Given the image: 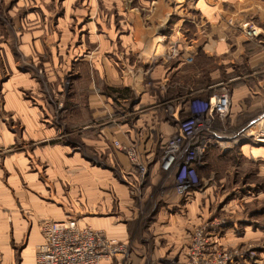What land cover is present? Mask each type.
<instances>
[{"label":"rangeland","instance_id":"374dc122","mask_svg":"<svg viewBox=\"0 0 264 264\" xmlns=\"http://www.w3.org/2000/svg\"><path fill=\"white\" fill-rule=\"evenodd\" d=\"M154 2L0 0V117L20 133L25 132L27 123H35L33 139L18 147L34 153L33 170L51 177L48 184L57 195L74 201L85 190L78 180L82 175L87 185L96 182L94 207L109 200L114 203L112 213L121 216V209L132 208L133 212L126 213L132 221L129 238L122 242L127 251L113 259L119 258L122 264H213L219 253L227 252L233 260L224 264H264V141L258 140L264 137L258 132L261 130L245 136L249 128L244 129L243 123L230 125L229 118L223 125L214 122V131L223 138L199 154L203 186L194 194L190 210L184 198L174 196L175 205L166 206L173 189L171 178L163 170L158 183L150 185L148 163L136 141L148 140L150 133L140 132V119L153 118L149 113L157 104L164 120L169 119L168 124L174 126L173 132L153 133L157 139L161 136L165 147L179 132L178 124L186 115L184 107L172 118L170 112L173 104L182 103L184 85H157L155 77L159 75H153L149 65L140 67L139 55L122 46L136 43L137 36L132 35L130 43L123 44V39L134 33L140 19L144 20L143 26L154 28ZM183 15L187 18L186 13ZM178 16L166 21L164 34L158 27L150 31L163 36L161 45L165 49L171 45L170 36L179 34L178 28L187 22H180L177 28ZM258 26L252 21L244 24L248 32L259 30L250 35L253 38L260 36L262 30ZM182 31L179 35L185 44L189 39ZM104 42L107 48L102 46ZM155 44L158 43L155 41L153 53L162 49ZM147 46L145 52L151 55L152 64L162 61ZM101 50L98 59L95 54ZM127 56L135 59L127 61ZM196 64H190V69ZM198 71L200 85L203 71ZM164 74L160 73V77ZM168 79L172 81L173 75ZM146 93L158 95L154 99L157 102L144 99ZM18 101L22 116L11 117L5 104L14 109ZM202 136L215 135L204 133L199 138ZM243 141L246 145L240 147ZM258 147L261 152L255 151ZM48 148L50 156L45 154L42 159L38 151ZM59 148L65 152L54 151ZM130 149L147 168L143 181L136 163L123 158L122 153L128 155ZM60 155L61 160H67L65 164L62 161L61 168ZM2 181L3 186H9L7 177ZM120 189L126 191L131 202H121ZM87 206L80 213L85 214L92 207ZM22 231L16 242L11 235L13 261L1 259L0 264H22L21 254L30 230Z\"/></svg>","mask_w":264,"mask_h":264},{"label":"crops","instance_id":"0c3cea01","mask_svg":"<svg viewBox=\"0 0 264 264\" xmlns=\"http://www.w3.org/2000/svg\"><path fill=\"white\" fill-rule=\"evenodd\" d=\"M153 1H155L153 6V10H155V29L152 26H143L144 20L140 19L138 27L134 28V33H130L128 36L124 35L126 39H123V44L125 42L130 43V37L132 35L137 36L136 43L132 46H127V44L122 46L124 49L128 47L126 51L133 49V54L139 55L137 57L140 67L149 65L153 75H159V77H155L158 80L157 85L161 87L171 84L185 86L182 89V103L172 105L171 118L178 115L181 108L185 107L190 94H199L215 102L216 97L226 87L230 91L232 110L228 117L225 119L217 118L215 122L217 121L223 125L226 124V120L229 118L230 125L243 123L245 125L244 129L249 128L245 136H251L258 130H261L258 132L264 133V0ZM185 13L187 18L183 15ZM176 14H179L177 22H175L177 28L180 22L187 20L185 27L181 29L179 27L178 32L180 34L183 29L184 37L189 41L184 44L183 41L185 40L175 32L169 38V40L171 39V45L165 49L161 45L164 41L163 36L151 32L158 27L164 34L163 28L167 26H165L166 21L171 20ZM145 20L148 21L147 18ZM248 21L256 22L259 25L258 28L262 30L259 37H250L251 34L244 27V24ZM153 36H156L154 41ZM155 41L162 49L153 53L152 49ZM142 42L144 43L142 44ZM147 44L150 45V51L158 56V59L160 56L162 57V61L159 62L158 60L152 64L151 55L145 52V48L148 47ZM104 45L105 42L102 46L107 48ZM102 52L103 50L96 53L95 57L99 59ZM126 59L132 62L135 58L131 60L127 56ZM194 61L200 65H195L198 69L195 67L190 69L192 68L190 64H193ZM132 65L134 64L132 63ZM200 69L203 71V83L199 85L197 82H201L198 79L201 76L200 71H198ZM162 72L165 74L160 77ZM172 75L173 79L170 81L168 77L170 78ZM150 94L146 93L143 98L155 104L157 101L154 99H157L158 95ZM15 98H17V95ZM20 104L18 101L14 109L13 107L8 109L6 102L5 110L11 111V117L16 116L18 118L23 113ZM156 105L149 113V115H153V118L140 119L138 125L141 133H150V138L148 140L146 138L136 139L140 143L139 149L142 157L148 163L151 186L157 184L161 178V155L165 148L163 147L164 141H160L161 136L157 139L156 133L174 131V126L168 124L169 119L164 120ZM27 109L28 112L35 115L33 109L28 107ZM174 109L178 110L177 114L173 113ZM35 128V123L34 125L27 123L25 132L20 133L0 117V260L13 261L14 250L11 246V235H13L14 242H16L20 231L29 229L27 245L21 254L22 264H36V249L43 241L41 226L49 220L62 221L76 218L81 224H90L103 230L110 238L118 242L127 241L132 221L130 215L127 216L126 213L133 212L132 208L131 211L127 210V208H130L127 206L125 209H121L124 213L121 216L112 213L114 203L111 204L109 200L104 201L100 206L94 207L96 202L94 200L97 195V190L94 188L96 182H91L92 184L90 183L89 186L86 177L84 182L82 181V175H79L78 180L82 182L80 187L85 188V190L79 192L74 201H70L62 194L57 195L49 187L48 180L51 177L42 176L40 170L38 172L33 170L32 165L35 164L34 153L25 150L20 151L18 146L23 141L33 139ZM220 138H223L221 134L207 137L205 140L206 148L211 147L214 142L221 141ZM28 144L27 141L26 145ZM245 145L246 142L243 141L240 147ZM23 147L25 149L28 146ZM59 149L54 151L65 152L64 148ZM254 149L261 152L259 147ZM46 150L43 152L38 151L42 159H45V154L48 157L50 156L49 148ZM122 155L125 161L128 162V155L124 153ZM61 157L60 155L58 165L60 168L63 166L62 161H64V164L67 162L64 158L61 160ZM5 177L9 181V186H3L2 178ZM120 190L122 192L121 202H131L128 199V194L126 195V191L124 189ZM195 193L187 197H180L173 192L172 197L184 198L187 201L186 206L190 210ZM172 197H169L170 200L166 201L168 208L175 205L172 203L174 199ZM88 204L92 206L91 209L85 214L80 213L83 212V208H88ZM118 259L106 261L104 264H122ZM132 264H135V262Z\"/></svg>","mask_w":264,"mask_h":264},{"label":"built area","instance_id":"2783aa9c","mask_svg":"<svg viewBox=\"0 0 264 264\" xmlns=\"http://www.w3.org/2000/svg\"><path fill=\"white\" fill-rule=\"evenodd\" d=\"M255 32L249 31L252 35H256ZM184 108L186 115L178 124L179 132L167 141L161 158V168L171 178L173 192L180 197L202 189L199 169L203 162L199 154L206 148V137H199L204 133L218 135L213 125L217 118L225 119L230 115V91L224 87L215 102L199 94H190ZM128 157L136 163L143 181L146 166L139 163L134 149L128 151ZM42 233L43 241L36 249V264H104L127 251L125 243L110 238L90 224H81L76 218L46 221ZM230 260H233L232 254L219 253L213 264Z\"/></svg>","mask_w":264,"mask_h":264},{"label":"bare ground","instance_id":"6f19581e","mask_svg":"<svg viewBox=\"0 0 264 264\" xmlns=\"http://www.w3.org/2000/svg\"><path fill=\"white\" fill-rule=\"evenodd\" d=\"M255 33L258 34V30H257ZM253 34H254V33H253ZM261 136H264V135H261ZM258 140H260V141H264V137H262V138H260V139H258Z\"/></svg>","mask_w":264,"mask_h":264}]
</instances>
